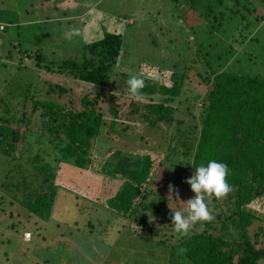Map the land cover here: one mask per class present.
Instances as JSON below:
<instances>
[{"label":"trees","instance_id":"trees-1","mask_svg":"<svg viewBox=\"0 0 264 264\" xmlns=\"http://www.w3.org/2000/svg\"><path fill=\"white\" fill-rule=\"evenodd\" d=\"M176 1L195 9L200 0ZM230 5L233 13L240 15L241 29L244 26L257 27L264 19L263 15L257 14L256 6L244 4L243 0H232ZM226 15L221 11L213 15L212 21L218 22ZM6 28L4 26L2 31ZM44 35L48 36V33ZM17 44L18 48L13 45L17 52L32 59L36 67L57 71L90 85L75 92L73 87L50 80L44 83L47 88L44 98L37 95L36 87L32 94L23 97V100L29 98L30 104L20 118H16L9 107L1 108L0 150L11 158L18 154L17 163L22 168V172H17L22 177L23 194H13L12 197L19 200L29 214L43 219L53 216L54 205L61 201V194L67 197L63 191L74 196V205L79 204V193L91 196L90 192L57 178L61 174L60 164H70L78 170L86 168L93 158V148L103 126L121 136L133 127L130 121L138 120L147 128L167 133L163 139L168 142V153L162 158L156 156L152 160L146 156L132 162L118 154L113 179L122 173L129 177L115 196L104 199L108 209L114 214L138 219L139 227L134 228L143 236L158 235L159 242L168 247L163 256L167 264H264V209L258 210L254 205L257 199L264 197V58L259 71L230 70L232 68L223 65L227 58L222 61L224 55L233 49L229 44L226 51L215 56L219 64L217 69H212L208 64L211 61L206 58L212 52L209 49L204 52L201 47L204 43L199 41L195 48L199 64L192 62L194 53L191 51L181 58L183 69L179 64L163 68L147 63L123 73L127 70L117 68L123 54L122 34L115 29L82 44L79 56L60 61L46 62L39 50L31 52L24 48L21 51L20 40ZM193 46L189 47L192 49ZM211 46L216 48L215 44ZM201 52L204 53L202 56ZM240 58L251 60V57L240 56L237 51L233 62ZM131 75L145 81L140 100L132 98L128 92L126 81ZM118 77L120 83L116 81ZM198 100L201 103L194 108L192 104ZM182 105H185L190 120L179 119L177 113ZM36 111L39 112L38 122L28 128L30 115ZM33 131L44 136V148L40 154L25 158L31 168L27 171L25 164L20 162L22 153L15 152L22 148ZM211 160L228 165L227 182L232 187L223 198L225 208L215 214L216 219L197 222L189 236L180 239H177L172 223L148 224L149 212L169 216L171 211L163 196L147 199L148 184L155 174L162 176L160 167L163 161L186 172H194V167L207 166ZM28 176L30 180H27ZM169 177L176 183L187 185L186 178L179 172L176 179L170 174ZM17 182L15 188L20 186ZM209 200L216 208L221 199L213 197ZM207 206L209 209L210 205ZM152 227L156 229L154 232H151ZM166 227L171 229L170 233L168 229L163 230ZM182 248L187 252L181 253Z\"/></svg>","mask_w":264,"mask_h":264},{"label":"rangeland","instance_id":"rangeland-1","mask_svg":"<svg viewBox=\"0 0 264 264\" xmlns=\"http://www.w3.org/2000/svg\"><path fill=\"white\" fill-rule=\"evenodd\" d=\"M231 1L200 0L192 9L176 0H98L91 6L88 0H0V23L7 26L5 31H0V115L1 108L9 107L15 117L20 118L30 104V99L23 100V97L32 94L36 87L37 95L44 98L47 90L44 83L50 80L73 87L75 92L85 86L90 87L57 71L36 67L32 59L17 52L13 45L18 48V40L21 51L24 48L31 52L39 50L46 62L60 61L79 56L82 44L99 39L115 29L122 34L123 54L117 68L127 70L123 73L147 63L163 68L179 64V68L183 69L181 58L191 51L194 53L191 55L192 62L199 64L196 61L198 54L195 53L199 41L204 43L201 46L204 52L207 49L212 52L206 55L212 69H217L219 64L215 56L226 51L231 44L233 49L222 58V61L227 58L224 61L226 64H223L225 67L236 72L259 71L264 58V19L257 27L244 26L241 29L240 15L233 13ZM243 3L256 6L257 14L264 16V0H243ZM221 11L227 15L213 22V15ZM244 13L249 18L248 12ZM128 19L131 22L127 23ZM69 30H78L79 35L70 41L65 35ZM230 35L233 36L229 38ZM189 44L194 45L192 49ZM213 44L215 49L211 46ZM237 51L240 56L251 57V60L240 58L234 63ZM203 54L200 53L201 56ZM201 67L205 66L201 64ZM206 70L210 71L209 67ZM120 77L116 80L118 83ZM116 90L120 92V87ZM200 103L198 100L192 105L195 108ZM38 113H31L28 128L38 122ZM177 115L185 121L191 119L185 105L180 107ZM139 123L141 121H130L133 127L121 136L103 126L93 148V158L86 168L78 170L70 164H60L61 174L57 178L75 185L77 189L82 188L86 193L90 192L91 196L79 193V204L74 205V196L63 191L67 197L61 194V201L55 203L53 216L48 219L29 214L21 206L22 203L12 197L13 194H23L22 177L17 172H22L17 163L19 155L11 158L0 150V264H167L163 259L167 244L160 243L158 235L143 236L134 228L139 227L138 219L135 221V217L114 214L104 201L115 196L129 177L122 173L113 179L118 154L132 162L138 158L143 160L146 156L152 160L156 156L162 158L168 153V142L163 139L167 133L154 131ZM43 137L38 131L31 132L22 148L15 152L22 153L23 160L20 162L25 164L27 171L31 168L25 158L43 151ZM162 165V176L155 174L148 184L147 199L161 195L168 208L170 203L172 208L187 213L185 202L195 193L190 185L176 183L169 174L176 179L179 172L187 179L194 172L172 167L169 163ZM27 178L30 180L29 176ZM17 181L19 189L15 188ZM169 184L178 189V197L173 194L171 201ZM261 199L254 202L258 210L264 209V200ZM205 203L210 205L209 211L214 219L215 214L225 208L224 199L216 208L212 207L207 197ZM148 215V224L172 223L165 214L156 216L149 212ZM167 229L170 233L169 227L163 230ZM26 230L31 231L28 240L23 235ZM155 230L152 227L151 232ZM158 230L161 231V228Z\"/></svg>","mask_w":264,"mask_h":264},{"label":"clouds","instance_id":"clouds-1","mask_svg":"<svg viewBox=\"0 0 264 264\" xmlns=\"http://www.w3.org/2000/svg\"><path fill=\"white\" fill-rule=\"evenodd\" d=\"M65 35L71 41L74 36L79 35V32L78 30H69ZM126 83L130 96L136 100H140L142 98L141 90L145 87V81L142 78L131 75ZM194 168L195 171L192 176L184 181L190 185L192 192L195 193L194 197L185 202L187 205V215H185V210L173 209L170 203L168 205L171 209L169 218L172 222L173 231L177 234V239L189 236L192 226L197 222L211 221L213 219L205 203L206 197L207 199L213 197L223 199L232 191L231 185L227 182L230 171L227 164L211 160L207 163V166L202 164ZM168 190L170 201L173 194L178 197V189L173 184H169ZM30 237L24 236L27 240ZM180 252L186 253L187 249L182 248Z\"/></svg>","mask_w":264,"mask_h":264},{"label":"built area","instance_id":"built-area-1","mask_svg":"<svg viewBox=\"0 0 264 264\" xmlns=\"http://www.w3.org/2000/svg\"><path fill=\"white\" fill-rule=\"evenodd\" d=\"M3 29H4V25L0 23V31H2ZM30 234H31L30 231H25L24 236L25 237H30Z\"/></svg>","mask_w":264,"mask_h":264},{"label":"crops","instance_id":"crops-1","mask_svg":"<svg viewBox=\"0 0 264 264\" xmlns=\"http://www.w3.org/2000/svg\"><path fill=\"white\" fill-rule=\"evenodd\" d=\"M89 2H88V4L91 6V5H93V4H96V2L98 1V0H92L93 2H91L90 0H88ZM56 4V3H55ZM123 16V15H122ZM123 17H125V16H123ZM123 21H124V18L122 19ZM131 19H128V21H127V23H129V22H131L130 21Z\"/></svg>","mask_w":264,"mask_h":264}]
</instances>
